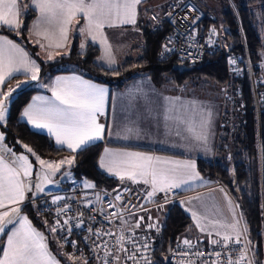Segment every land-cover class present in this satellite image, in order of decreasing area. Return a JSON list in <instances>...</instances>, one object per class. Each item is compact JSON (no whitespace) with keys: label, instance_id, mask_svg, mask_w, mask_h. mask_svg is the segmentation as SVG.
Here are the masks:
<instances>
[{"label":"trees","instance_id":"obj_1","mask_svg":"<svg viewBox=\"0 0 264 264\" xmlns=\"http://www.w3.org/2000/svg\"><path fill=\"white\" fill-rule=\"evenodd\" d=\"M222 1L228 6V10L219 16L226 26L222 29V34L219 33L222 50L211 41L214 45L212 51L206 53L199 64L185 65L192 69L183 72L174 69V66L182 65L176 58L164 56L166 52L164 46L171 35V28L167 22H159L154 27L148 26L144 29V45L139 49V55L127 58L115 68H106L99 63L101 50L98 46L89 44L85 51H81L78 36L73 41L69 56L55 63L43 62L39 58L38 48L29 41L31 24L37 16V12L29 6V0L24 1L27 9L21 16V27L17 30L1 28L0 33L25 45L40 64L42 80L50 73L67 72L68 70L59 69V65L71 63L83 77L107 85L111 89L125 88L140 74L150 77L160 89L167 84L183 88L195 77L203 78L199 81L204 83H215L217 88H226L217 161L214 164L198 161V170L212 183L218 181L224 184L236 198L242 211L255 264H264V0ZM214 13L215 20L206 17L198 25L199 34L200 25L204 21L218 25V15ZM212 30L202 38L208 41L215 39ZM235 56L241 59L245 69L243 75L237 76L231 72L230 62ZM248 60L257 82L256 93L248 70ZM25 78L27 76L13 77L6 82L2 93L10 83ZM38 91V88L29 85L18 92L15 91L10 98L9 114L5 123L0 124L6 146L14 154H20L27 152V148L24 147L26 145L35 154L51 161L72 156L74 164L71 172L78 183H92L105 190L117 189L119 182L98 167L101 145H92L76 153L68 152L58 148L51 137L33 131L22 121L24 109ZM226 103L227 107L230 106V111L226 108ZM256 104L259 106V113ZM254 165L259 173L257 181ZM74 186L67 184L65 189ZM34 205H24L20 212L43 232L50 248L61 261L70 264L61 257L60 252L63 250L55 243L56 234L54 233V236L49 228L45 227L47 219H44V216L47 215L42 214L40 208H35ZM160 226L161 229L156 234L154 264H173L170 255L167 254V247L170 242L172 246L179 242V237L192 226V220L179 205L175 204L171 206Z\"/></svg>","mask_w":264,"mask_h":264},{"label":"crops","instance_id":"obj_2","mask_svg":"<svg viewBox=\"0 0 264 264\" xmlns=\"http://www.w3.org/2000/svg\"><path fill=\"white\" fill-rule=\"evenodd\" d=\"M24 1L25 0H22L19 20L27 9ZM167 4L168 2L160 3V0H142L137 6L135 24H120L113 21L115 26L109 27L105 25L102 30L93 32L92 35L96 37L95 40L92 39V35H89L87 31L83 34L78 31L80 28L85 27L86 24L82 16H79L73 19L72 23L68 25L67 39L64 40L60 36L59 30L55 25H46L40 22V12L32 5V0H29V6L37 12V16L31 24L29 41L37 46L39 58L43 62L55 63L69 56L73 41L75 37L78 36L81 51H85L89 44L96 45L101 50L98 59L99 63L106 68H115L120 66L127 58L137 57L139 55V49L144 45V29L148 26L154 27L158 25L162 11ZM200 6L203 11L211 9L218 15V25L211 24L207 21H204L200 25V36L206 37L207 33L212 30V28H215V30L221 33L222 29L226 26L222 23V19L219 16L224 11L228 10L227 3L218 0V2L210 1L208 7L203 6L201 3ZM38 22H40V27L37 29L36 25ZM75 25L78 28L77 31H74ZM1 28L17 30L6 25H0V29ZM45 30L48 31V39H45L43 35H36L37 31L43 33ZM0 37H6L8 40L13 41V43L27 52L30 61L39 64L23 43L15 41L2 33H0ZM105 38L106 44L104 43ZM37 41H39V43H37ZM57 43H61L64 46L57 48L55 46ZM40 44H43L44 47L41 48ZM82 44L84 45L83 48L81 47ZM108 46H110L111 55L115 61L111 64L106 57V48ZM50 56L51 58H49ZM65 70L68 71L58 74L50 73L46 75L43 80L39 77V84L34 86L38 88L39 91L33 95L26 108H28L29 105H34L36 107L43 105V102L35 100V97H44L46 100L59 103L55 101L52 93L57 77L77 76L82 80L89 81L107 89L104 114H98L97 116L98 123L104 125L102 138L90 141L86 146L78 149L76 152L92 145H101L98 167L102 172L119 182L118 188L131 185L142 190L145 194L151 191L150 184H144L142 181L133 183L131 180L127 179V177L121 180L115 172H110L107 168H102L100 166L102 157L105 158L106 162L109 159L118 158L114 155L106 156L105 149H109L111 154L136 152L145 156L160 157L161 160L165 162H194L195 171L199 173V179H189L187 183L181 184L178 188H173L166 193L158 191L154 195L156 196L160 193H176L177 198L174 203L153 208L148 212L136 213L125 217L124 223L129 230L141 231L149 227V225L153 224L155 221L159 224H163L169 209L172 205L176 204L179 205L192 220V226L179 237L178 240L180 243H183L185 239L190 242L224 240L225 235H229L231 238L236 237L237 231L240 233L239 238H248L247 230L245 231L246 226L242 211L236 198L224 184L218 181L212 183L209 178L204 177L198 170V161L202 160L210 164H214L217 161V149L222 131L224 114V99L220 93L222 88L218 90V88L215 89L214 86H210L209 91L207 90L201 93L196 90L167 84L164 88L160 89L153 83L150 77L145 74H140L129 82L125 88L111 89L107 85L83 77L77 71V67L72 69L67 68ZM28 74L29 72L24 71L23 68H21L20 71L13 72L10 77L6 78L4 84L0 85V93H2V89L6 82L15 76H27V78L22 81H31ZM35 82L36 81L33 83ZM214 90L216 93H214ZM13 93L8 99L12 98ZM23 113L21 116L22 121L25 122L30 129L51 137L58 148L76 153L69 149L66 144H57L56 136L53 133H50L47 128L36 127L33 123L29 122L28 118L24 116ZM4 123L5 122L0 124ZM201 125H203V127H201ZM200 135L206 136V141L197 139V136ZM3 140L4 143L1 146L4 148L0 146V156H2L7 163L12 165L15 159L13 156L14 153L12 151H5V149L10 148L6 146L5 139ZM71 158L73 157L68 156L61 160ZM73 164L70 165V171ZM161 167L171 168L174 167V165L171 163H162ZM180 171L181 173H185L190 170ZM31 181L33 180L28 177L25 183L28 184ZM85 183L86 182L78 183L74 179V181L64 183L60 189L55 191L67 188L65 187L67 184H74L76 186ZM34 197L37 196L32 194L31 191L26 190L24 200L18 205H9L8 208L15 206L19 207L21 210V208L26 205L25 200ZM229 201H231V204H229ZM34 207L39 208V205H34ZM8 208L0 209V211H7ZM193 212L196 213V219L193 218ZM14 215L15 214H13V216ZM20 216L26 215L20 212ZM141 217L143 219H141ZM44 219H47L45 227L47 229L49 228L48 230L51 231L50 217L44 216ZM28 221L32 228L43 234L29 218ZM137 222H139V227H136ZM197 223L200 224L204 231H201V227H197ZM233 224L237 225L236 230H233L231 227H222V225ZM15 227L18 228L19 224H15ZM13 229L14 225L8 224L5 228V232L0 233V257H2L3 249L7 243V235L10 234ZM217 232H219L220 235H217ZM52 233L54 234V232ZM209 233H211V235H209ZM44 238L43 242L46 244L50 258L54 259L57 264H64L60 257L52 251L45 236ZM55 239V243L64 251L60 253L65 261H68L70 264H74L71 263L70 260H73L75 263H84L69 257L67 251L64 250L56 236ZM93 264L103 263L93 262ZM243 264H249V261ZM252 264H255V261H253Z\"/></svg>","mask_w":264,"mask_h":264},{"label":"snow or ice","instance_id":"obj_3","mask_svg":"<svg viewBox=\"0 0 264 264\" xmlns=\"http://www.w3.org/2000/svg\"><path fill=\"white\" fill-rule=\"evenodd\" d=\"M141 2L142 0H32V5L40 12V22L46 25H55L60 36L66 40L68 25L79 16H82L86 21L85 27L78 30L81 34L87 31L89 35H92L94 31L102 30L105 25L115 26L113 21L120 24H135L137 6ZM21 4L22 0H0V25L19 29L21 22L18 18L21 15ZM40 22L36 25L37 29L40 27ZM213 34H215V29H213ZM36 35H43L45 39L49 38L47 30L43 33L37 31ZM92 39L95 40L96 37L92 35ZM104 43H107L106 38ZM55 46L61 48L64 45L57 43ZM40 47L43 48L44 45L40 44ZM81 47L83 48L84 45L82 44ZM164 47L167 50V45ZM106 57L110 64L115 62L110 46L106 48ZM231 63L235 64L236 61L232 60ZM21 68L26 72H32V79H37L35 73L39 71V68L34 61L28 59L27 52L6 37H0V85H3L6 78L10 77L13 72L20 71ZM11 91L0 93V121L5 119L4 102L8 99ZM52 93L55 101L59 103L46 100L44 97H35L34 99L42 101L43 105L40 107L29 105L24 110L23 115L28 118L30 123L38 128H47L50 133L56 136L57 144H66L73 152L83 148L90 141L102 138L104 125L98 123L97 116L104 114L107 89L77 76L57 77ZM3 139V134H0V141ZM197 139L206 141V136L200 135L197 136ZM24 147L32 153L31 148L26 145ZM5 151L10 152L11 150L5 149ZM32 154L35 155V153ZM105 154L118 158L109 159L106 162L102 157L100 161L102 168L115 172L121 180L127 177L133 183L142 181L144 184H150L149 197L154 196L158 191L166 193L173 188H178L181 184L187 183L189 179H199L194 162H165L160 157L145 156L136 152L111 154L109 149H105ZM13 155L15 156V154ZM36 159L42 166L50 169L53 174L59 171L65 163L71 165L74 162V157L61 160L58 163L42 160L38 156ZM162 163H171L174 167H161ZM31 168L26 155L15 157L12 165L0 156V209L8 208L9 205H18L24 200L25 191H31V183H25V180L31 175ZM180 170L190 171L181 173ZM43 179L48 180L47 174ZM85 186L94 187L87 182ZM36 188L38 191H43L39 184L36 185ZM59 199L60 197H56L53 203ZM117 199L120 197L118 196ZM20 211V208L15 206L8 208L7 211H0V233L5 232L8 224L14 225V229L7 235V243L3 249V255L0 257V264H57L47 252L43 234L32 228L27 216H20ZM13 214L15 215L13 216ZM193 218L196 219L195 212H193ZM141 219L143 218L141 217ZM67 223V220L64 221V224ZM15 224H19V227H15ZM57 225H59V221H57ZM136 227H139V222ZM149 227H153V225H149ZM197 227H201L199 223H197ZM222 227H231L236 230L237 225H222ZM51 231L55 232L56 227H53ZM89 231L91 230L89 229ZM201 231H204L202 227ZM106 234L111 235V233ZM216 234L220 235L219 232ZM239 237L240 233L237 231L235 239L237 244L240 243ZM124 239V236L121 235L117 239V244L120 246L119 250L127 254L128 249L123 245ZM230 239H232L231 236H224L225 241ZM132 243L135 244L134 241ZM213 243L216 242L213 241ZM184 244L191 246L187 239L184 240ZM144 247L146 248L147 245L145 244ZM109 255H112L110 251L105 252V258ZM127 258L134 260L135 252L128 255ZM114 259L119 262L120 257L116 255ZM246 259V253H242L236 261L229 260V264H241ZM84 264L87 262L85 261ZM105 264H107V259H105ZM249 264L252 262L249 261Z\"/></svg>","mask_w":264,"mask_h":264},{"label":"built area","instance_id":"obj_4","mask_svg":"<svg viewBox=\"0 0 264 264\" xmlns=\"http://www.w3.org/2000/svg\"><path fill=\"white\" fill-rule=\"evenodd\" d=\"M206 17L215 20L216 14L212 10L203 11L199 0L169 1L159 19V22H167L171 28L164 56L174 57L182 65L193 66L199 64L206 53L212 51L214 45L211 41H214L215 46H219L222 50L221 35L218 31L213 34L212 30L215 39H209V41L199 34L198 25ZM232 60L236 63L230 62L231 72L237 76L243 75L245 69L240 57L235 56ZM248 70L252 73L249 62ZM252 83L256 93L257 82L253 76ZM85 184L28 198L25 204H38L40 212L51 218V228L56 227L54 233L60 244L69 257L75 260L105 264L107 259V264H154L156 234L161 229L160 224L155 221L151 224L153 227L134 231L126 227L124 218L172 204L177 194L160 193L149 197L148 194L131 185L105 190L92 183L89 184L94 187H86ZM118 196L120 199H117ZM56 197L60 199L53 203ZM66 220L68 223L64 224ZM121 235L125 238L123 245L128 249L127 254L120 251V246L117 244V239ZM235 239L236 237L228 241L217 240L216 243H213V240L193 241L190 242L191 246L178 242L171 247L170 260L173 264H229V260L236 261L242 253H246L247 259L241 264L253 262L249 238H240L239 244L235 243ZM107 251H110L112 255L105 258ZM133 252H135V259H128V255ZM116 255L120 257L119 262L114 259Z\"/></svg>","mask_w":264,"mask_h":264},{"label":"rangeland","instance_id":"obj_5","mask_svg":"<svg viewBox=\"0 0 264 264\" xmlns=\"http://www.w3.org/2000/svg\"><path fill=\"white\" fill-rule=\"evenodd\" d=\"M210 1L218 2V0H199V2L203 6H206V7H208ZM165 2H169V0H160V3H165ZM77 29L78 28L75 25L74 26V31H77ZM35 64L39 68V71L35 73V75L37 76V79H32L33 73L29 72L28 75L30 76L29 78H30L31 81H22L21 80V81H16V82L10 83L9 86L7 87V89L3 93H8L10 90H12L11 93H10V95H11L13 92H15V91L18 92L19 90L24 89V88H26L29 85L30 86H35V85L39 84V77H40V69H41V67L39 66L38 63H35ZM65 64H67V65L60 64L59 65V69L64 70V69H67V68L72 69V68L76 67L74 64H71V63H65ZM252 76H253V72L251 73V78H252ZM199 80H203V78L201 79L200 77H195L187 85L183 86V88L196 90L197 92H201V93L203 91H207V90L209 91L210 86H214V88L217 89V85L215 83H209V82L204 83V82H201ZM34 81H36V82L33 83ZM17 85H19V86L17 87ZM220 88H222V91L220 90V93L222 94V97L224 99V105H225L226 88H224V90H223V87H220ZM218 90H219V88H218ZM253 90H254V86H253ZM214 93H216L215 90H214ZM4 103H5V107H6L5 119L3 121H0V123L5 122L8 114H9L10 99H6ZM227 105L228 104L226 103V108L230 111L231 110L230 106L227 107ZM0 134H3V137L5 139L4 133L0 131ZM3 143H4V140L0 141V146L3 145ZM2 148H4V147H2ZM32 153H34V152L32 151ZM32 153L27 151L26 153L15 154V156L13 155L14 157H18V156H21V155H26L28 157V161H29V163L32 166L31 175L29 176L33 180V181L30 182L31 185H32V189H31V193L32 194H34L37 197H39V196L44 195L46 193H52L55 190L60 189L63 186L64 183H68L70 181H74L75 178L71 174L72 172L69 170L70 165L65 163L64 165L61 166L59 171H57V172H55L53 174L51 172V170L48 169L46 166H42L39 163V161L36 159V157L38 156V157H40V159L48 161V162H52V163H58L59 161H51V160H49L47 158H44V157H41V156H39L37 154L33 155ZM254 167H255V179L257 181L258 178H259V173L257 172L256 165H254ZM46 174L48 176V180L47 181H45L43 179V177ZM37 184H39L43 188V191H38L37 190V188H36ZM70 262L74 263V264H84V263H75L73 260H70Z\"/></svg>","mask_w":264,"mask_h":264},{"label":"water","instance_id":"obj_6","mask_svg":"<svg viewBox=\"0 0 264 264\" xmlns=\"http://www.w3.org/2000/svg\"><path fill=\"white\" fill-rule=\"evenodd\" d=\"M174 69L177 70V71H180V72H183V71H188L190 69H192L191 67L189 66H183V65H176L174 66ZM257 106V112L259 113V106L258 104H256ZM259 135H260V123H259ZM262 165V163H261ZM171 247H172V244L171 242L169 243L168 247H167V254L170 255L171 254Z\"/></svg>","mask_w":264,"mask_h":264},{"label":"bare ground","instance_id":"obj_7","mask_svg":"<svg viewBox=\"0 0 264 264\" xmlns=\"http://www.w3.org/2000/svg\"><path fill=\"white\" fill-rule=\"evenodd\" d=\"M248 62H249V64H251L249 60H248Z\"/></svg>","mask_w":264,"mask_h":264}]
</instances>
